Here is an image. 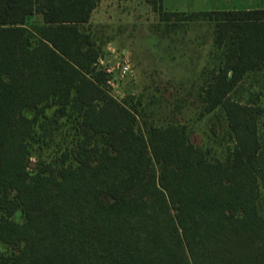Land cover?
<instances>
[{
  "label": "trees",
  "instance_id": "1",
  "mask_svg": "<svg viewBox=\"0 0 264 264\" xmlns=\"http://www.w3.org/2000/svg\"><path fill=\"white\" fill-rule=\"evenodd\" d=\"M100 1L0 0V264H264V109L233 97L264 69V9L162 13L164 0H141L174 25L215 24L223 58L201 96L203 116L227 120L222 161L184 126L143 130L136 105L110 94L89 26ZM64 118L74 146L33 163L52 135L40 129Z\"/></svg>",
  "mask_w": 264,
  "mask_h": 264
},
{
  "label": "rangeland",
  "instance_id": "2",
  "mask_svg": "<svg viewBox=\"0 0 264 264\" xmlns=\"http://www.w3.org/2000/svg\"><path fill=\"white\" fill-rule=\"evenodd\" d=\"M183 4L176 0H164L165 12H211L222 10L264 9V0H221L213 7H174ZM189 4L190 2H184ZM160 12L141 0H101L94 11L89 26L95 31L98 44L103 47L108 63L115 64L130 59L133 76L120 80L114 94L128 98L136 105L139 126H184L191 141L210 152V157L224 161L233 141L227 131L224 113L202 115V90L211 74L222 63L223 51L214 44L215 24L198 20L174 25L161 20ZM28 26L42 24L41 16L28 19ZM88 26H82L86 29ZM114 50L113 53L111 50ZM118 81V80H117ZM234 99L247 105L264 109V69L245 76ZM52 111L48 119H52ZM218 123V135L212 134L213 122ZM72 127V128H71ZM260 137L264 139V115L259 120ZM41 133L52 130V135L33 143L32 162L48 159L55 151L74 146L73 122L70 118L60 120ZM48 130V131H47ZM51 136L54 142L45 144ZM259 210L264 216V183L261 185ZM8 249L0 243V255Z\"/></svg>",
  "mask_w": 264,
  "mask_h": 264
},
{
  "label": "built area",
  "instance_id": "3",
  "mask_svg": "<svg viewBox=\"0 0 264 264\" xmlns=\"http://www.w3.org/2000/svg\"><path fill=\"white\" fill-rule=\"evenodd\" d=\"M111 51L113 53L115 52L114 50ZM98 67L102 71H104L109 77L107 83L110 88V94L118 101H123L125 98L120 99L114 94V91L119 88V85L121 83L120 80L117 79V81L116 78L119 77L121 80H125V78L133 76V70L130 59L128 57H125L123 61H118L113 65L111 63H108V61L103 56L98 60Z\"/></svg>",
  "mask_w": 264,
  "mask_h": 264
},
{
  "label": "crops",
  "instance_id": "4",
  "mask_svg": "<svg viewBox=\"0 0 264 264\" xmlns=\"http://www.w3.org/2000/svg\"><path fill=\"white\" fill-rule=\"evenodd\" d=\"M177 2H183V4H175L174 7H202V6H210L213 7L220 2L221 0H176ZM184 2H190L189 4H185Z\"/></svg>",
  "mask_w": 264,
  "mask_h": 264
}]
</instances>
